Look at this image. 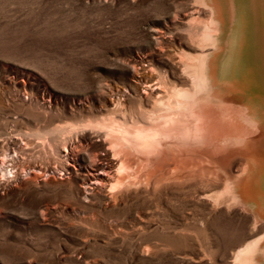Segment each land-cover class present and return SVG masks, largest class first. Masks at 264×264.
<instances>
[{
	"label": "rangeland",
	"instance_id": "rangeland-1",
	"mask_svg": "<svg viewBox=\"0 0 264 264\" xmlns=\"http://www.w3.org/2000/svg\"><path fill=\"white\" fill-rule=\"evenodd\" d=\"M231 1L208 0L221 31L207 98L238 128L216 160L221 169L247 161L233 194L264 225V72L255 66L264 64V0H233L229 21ZM198 8L195 0H0V264H232L255 233L252 220L224 204L215 214L192 177L172 178L175 165L153 176L167 175L156 187L89 199L82 166L67 170L47 142L64 121L157 106L163 94L146 84L165 71L176 84L180 58L200 53L184 31L201 24ZM256 262L264 264L259 252Z\"/></svg>",
	"mask_w": 264,
	"mask_h": 264
},
{
	"label": "bare ground",
	"instance_id": "bare-ground-1",
	"mask_svg": "<svg viewBox=\"0 0 264 264\" xmlns=\"http://www.w3.org/2000/svg\"><path fill=\"white\" fill-rule=\"evenodd\" d=\"M195 3L199 8L194 14L201 18V24L197 27L189 25L184 31L190 36H197L200 53L184 54L180 58L183 64L177 65L179 79L176 84L169 86L172 78L167 71L163 74L156 72L155 78L159 82L154 83V80L150 82L153 84H146L152 96L163 94V98L156 102L157 106L128 114L108 111L89 115L79 124L64 121L53 130L47 142L54 153L65 160L67 170L82 166L81 172L86 173L88 178L81 183V194L89 199L92 195H99L102 199L114 200L119 192L156 187L165 183L167 175L156 180H152L153 176L167 165H175L172 178L180 181L185 176L192 177L206 189L200 195L203 197L201 200L215 214L224 204L229 210L237 208L248 215L255 233L245 239L246 245L234 251L232 264H258V252L264 257V248L258 251L264 239V225L233 194L232 179L243 177L248 171V163L239 160L233 167L221 169L216 160L238 129L229 120L232 112L207 98L211 89L208 60L211 52L217 49L220 22L215 18V9L208 0H195ZM235 15L232 0L228 6L229 21ZM154 33L156 38L158 35L157 39L163 37L159 30ZM256 65H261L259 70L264 72V64ZM261 79H264V73ZM79 139L86 142V147ZM94 143L96 146L99 143L103 145L105 150L101 156L88 150ZM87 152L89 163L83 166V155ZM236 166L240 168L238 174L233 169ZM204 224L200 222L199 225L203 227ZM211 238L214 244L218 243L213 234ZM198 255L207 257L206 249L200 247Z\"/></svg>",
	"mask_w": 264,
	"mask_h": 264
}]
</instances>
